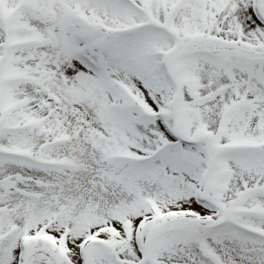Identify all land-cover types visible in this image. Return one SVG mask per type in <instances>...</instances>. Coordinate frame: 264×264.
<instances>
[{"label": "snow or ice", "instance_id": "6c2138e0", "mask_svg": "<svg viewBox=\"0 0 264 264\" xmlns=\"http://www.w3.org/2000/svg\"><path fill=\"white\" fill-rule=\"evenodd\" d=\"M0 264H264V0H0Z\"/></svg>", "mask_w": 264, "mask_h": 264}]
</instances>
